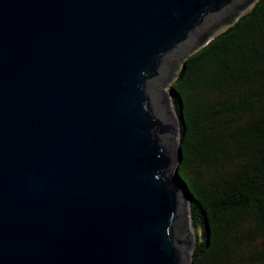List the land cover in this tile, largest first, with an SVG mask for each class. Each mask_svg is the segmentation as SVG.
<instances>
[{
    "label": "water",
    "instance_id": "water-1",
    "mask_svg": "<svg viewBox=\"0 0 264 264\" xmlns=\"http://www.w3.org/2000/svg\"><path fill=\"white\" fill-rule=\"evenodd\" d=\"M256 1L0 0V264H190L167 88Z\"/></svg>",
    "mask_w": 264,
    "mask_h": 264
},
{
    "label": "trees",
    "instance_id": "trees-1",
    "mask_svg": "<svg viewBox=\"0 0 264 264\" xmlns=\"http://www.w3.org/2000/svg\"><path fill=\"white\" fill-rule=\"evenodd\" d=\"M195 246L190 264H264V0L191 54L169 87ZM244 248V247H243Z\"/></svg>",
    "mask_w": 264,
    "mask_h": 264
},
{
    "label": "rangeland",
    "instance_id": "rangeland-1",
    "mask_svg": "<svg viewBox=\"0 0 264 264\" xmlns=\"http://www.w3.org/2000/svg\"><path fill=\"white\" fill-rule=\"evenodd\" d=\"M184 60V59H183ZM183 60H182V62H181V64H180V67H179V69H178V72H179V70H180V68H181V66H182V63H183ZM178 72H177V74H178ZM177 74H176V76H177ZM176 76H175V78H176ZM175 78H174V80H175ZM173 80V81H174ZM171 85V84H170ZM170 87V86H169ZM169 87L167 88V92H168V94H169ZM171 97H169V99H170ZM170 106L173 108V106H172V100L170 99ZM189 209H190V205H189ZM189 226H190V230L192 231V233L194 234V230H193V228H192V226H191V216L189 217ZM195 236V235H194ZM234 250L236 251V254H235V256H234V259H232V262H233V264H241V258H242V256L247 252V250H246V245H245V243H243V244H235L234 246ZM244 247V248H243ZM191 258H192V256H191ZM188 263H191V259H190V261L188 262Z\"/></svg>",
    "mask_w": 264,
    "mask_h": 264
},
{
    "label": "bare ground",
    "instance_id": "bare-ground-1",
    "mask_svg": "<svg viewBox=\"0 0 264 264\" xmlns=\"http://www.w3.org/2000/svg\"><path fill=\"white\" fill-rule=\"evenodd\" d=\"M172 108V107H171ZM192 232V231H191Z\"/></svg>",
    "mask_w": 264,
    "mask_h": 264
},
{
    "label": "flooded vegetation",
    "instance_id": "flooded-vegetation-1",
    "mask_svg": "<svg viewBox=\"0 0 264 264\" xmlns=\"http://www.w3.org/2000/svg\"><path fill=\"white\" fill-rule=\"evenodd\" d=\"M252 5H253V4H252ZM252 5H251V6H252Z\"/></svg>",
    "mask_w": 264,
    "mask_h": 264
}]
</instances>
